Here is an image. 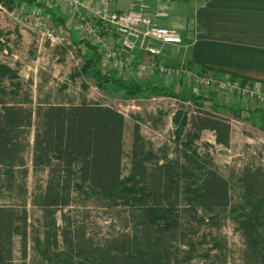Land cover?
Instances as JSON below:
<instances>
[{
  "label": "trees",
  "instance_id": "1",
  "mask_svg": "<svg viewBox=\"0 0 264 264\" xmlns=\"http://www.w3.org/2000/svg\"><path fill=\"white\" fill-rule=\"evenodd\" d=\"M0 5L9 11L32 8L68 33L71 44L55 49L60 53L73 49L83 58L69 74L71 81L91 76L97 89L116 90L123 100L147 92L180 100L172 120L177 144L171 156L165 147L153 149L140 132V117L133 116L131 186L126 187L123 113L85 96L77 103L57 98L39 101L33 108L18 71L0 63V198L5 193L9 200L0 203V264H15V253L23 260L31 253L33 264H191L196 246L208 241L220 246L211 231L220 230L227 213L244 243L241 264H264V145L231 179L223 177L208 153L201 154L196 145L204 131L213 133L216 145H230V120L199 103L211 99L192 91L180 94L154 78L142 84L106 70L94 45L79 35L73 38L69 16L55 0H0ZM5 34L10 32L0 29V37ZM7 41L0 40V50L7 48ZM186 101L195 104L189 115L181 108ZM162 116L160 111L149 118L158 123ZM30 170H44L47 177L42 184L35 182L29 193ZM88 196L116 212L113 218L120 225H111L106 236L87 235L86 224L64 212L59 223L58 212ZM117 197L124 201L123 210L118 209ZM28 199L39 210L36 222L43 228L39 236L33 231L31 252Z\"/></svg>",
  "mask_w": 264,
  "mask_h": 264
},
{
  "label": "rangeland",
  "instance_id": "2",
  "mask_svg": "<svg viewBox=\"0 0 264 264\" xmlns=\"http://www.w3.org/2000/svg\"><path fill=\"white\" fill-rule=\"evenodd\" d=\"M132 3L133 0H130L131 6ZM23 9V7H19L9 11L0 5V29L4 32H10L9 35L5 34L4 38L0 37L1 41H4V39L8 40L6 43L7 48L0 50V63H4L12 70L14 68L18 71L23 87L31 93L33 101L31 106L33 108L36 107L39 101L54 102L57 98L74 100L77 103L80 97L85 96L87 100L109 105L123 113L126 119L123 137V178L125 179L126 187L131 186L128 167L131 131L135 123L133 116L138 115L140 117V132L151 143L153 149L165 147L170 156L174 154L173 150L177 142H175L172 133V130L175 128L172 120L173 114L179 110V107H177L178 103H180L179 99L154 96L147 92L146 95L129 98L124 101L121 93L116 90L97 89L95 81L91 76L75 78L71 81L69 74L83 62V58L73 49L66 53L58 52L55 49V45H52L50 41H47L42 36L43 30L34 27L33 23L35 19L42 18L47 27L63 36V43L59 44L62 47L71 44L68 33L63 32L60 28H56L47 15L35 12L32 8L28 11H24ZM67 26L73 31V38H77L79 31L74 26L71 17L67 20ZM183 48H186V46H183ZM9 49L11 52H9ZM169 65L176 66L180 64ZM119 76L124 80H135L142 84L147 83L149 78H154L159 83L169 85L175 92H179L180 94H188V91L191 92L190 86H186L185 83H182L183 81H175L173 78L165 79L163 76L157 74L144 76L133 71L124 70L119 72ZM82 82L87 85V89L82 88ZM4 84L8 85V81L4 80ZM193 92L198 94L201 92L207 99H211V102L209 100L199 102L202 103L204 109H212L218 115L230 120L232 131L229 147L225 148L216 145L211 131H204L201 140L196 145L199 147L201 154L208 153L215 168L223 177L231 179V176L240 170L243 162L253 155V151L256 148L262 149L264 145V131L259 128V122L255 121L254 117L249 115L243 116V114L236 115L232 112L234 111L233 108H225L222 105L221 99H216L217 96L214 93L203 90ZM202 94L201 96H203ZM194 106V103L186 101L182 104L181 108L187 111V115H189ZM160 111L163 114L161 120L158 123H153L149 117H157ZM29 139L32 140V133H30ZM26 159L30 165V149L27 150ZM46 177L47 173L44 170L36 173L30 170L27 179L29 193L33 191L35 182L42 184ZM232 190L235 192L233 186ZM87 192L89 193V191ZM6 196L7 194L5 193L1 195L0 203L9 204ZM94 199L95 197H89L83 203L71 205L62 210V212H58L59 223L63 222L60 215L64 212L69 217L75 218L78 222L85 223V231H88L87 235H97L98 237L108 235L111 225H114V227H119L120 225L113 218L116 212L106 210ZM116 200L120 204L118 209L123 210L122 204L124 201L122 197H117ZM27 210L29 214L28 220L32 225L28 239V250L31 252L34 243L33 235L35 232V235H42L43 228L41 223L36 222V219L40 217V212L30 203L29 199ZM234 224L231 220V215L227 213V217L223 224H221L220 230L211 231L220 246H214L212 241L196 246L190 263L222 264L225 261L226 264H241L244 243L240 231L235 229ZM122 230L126 231L127 229L124 228ZM205 230L206 227L203 226L201 231L205 232ZM33 231L35 232L33 233ZM35 261H33L31 253H28V256L24 260L15 253V264H33Z\"/></svg>",
  "mask_w": 264,
  "mask_h": 264
},
{
  "label": "crops",
  "instance_id": "3",
  "mask_svg": "<svg viewBox=\"0 0 264 264\" xmlns=\"http://www.w3.org/2000/svg\"><path fill=\"white\" fill-rule=\"evenodd\" d=\"M158 5L168 11L159 24L175 29L184 43L178 47L165 45L162 61L249 83L264 93V0H159ZM129 6L130 0L113 1L117 11ZM65 10L62 7L61 12L67 14ZM132 56L143 58L137 53ZM212 93L225 108H233L234 114L254 117L264 131V105L231 94Z\"/></svg>",
  "mask_w": 264,
  "mask_h": 264
},
{
  "label": "built area",
  "instance_id": "4",
  "mask_svg": "<svg viewBox=\"0 0 264 264\" xmlns=\"http://www.w3.org/2000/svg\"><path fill=\"white\" fill-rule=\"evenodd\" d=\"M55 1L66 9L79 36L98 49L106 70H128L144 76L157 74L166 79L181 80L198 91H218L264 105V94L249 83L196 72L183 64L171 66L162 61L165 45L180 46L184 43L175 29L159 24L161 18L168 16L167 9L158 5L159 0H133L132 6L123 11L113 7V0H94L91 3L85 0ZM33 24L43 30L42 36L52 45L63 43V36L47 27L42 18L35 19ZM133 53L142 54L143 58L133 57Z\"/></svg>",
  "mask_w": 264,
  "mask_h": 264
}]
</instances>
